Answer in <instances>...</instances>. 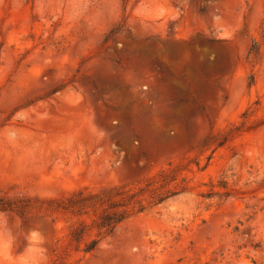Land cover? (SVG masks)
I'll use <instances>...</instances> for the list:
<instances>
[{"label": "rangeland", "instance_id": "1", "mask_svg": "<svg viewBox=\"0 0 264 264\" xmlns=\"http://www.w3.org/2000/svg\"><path fill=\"white\" fill-rule=\"evenodd\" d=\"M114 187L175 196L62 264H264V0H0V196ZM67 226L0 213V264Z\"/></svg>", "mask_w": 264, "mask_h": 264}, {"label": "trees", "instance_id": "2", "mask_svg": "<svg viewBox=\"0 0 264 264\" xmlns=\"http://www.w3.org/2000/svg\"><path fill=\"white\" fill-rule=\"evenodd\" d=\"M255 44V43H254ZM219 188H226L220 182ZM175 193L151 199L144 205L133 199V195L125 187H114L106 196L93 194L83 188L60 199H49L32 207L29 199H8L0 196V213H12L24 217L31 213H39L47 217L56 215L64 217L67 233L61 244L54 249L50 264H62L63 260L74 254L87 256L93 254L99 244L112 236L117 227L128 219L161 204ZM35 211V212H34ZM53 220V219H52Z\"/></svg>", "mask_w": 264, "mask_h": 264}]
</instances>
